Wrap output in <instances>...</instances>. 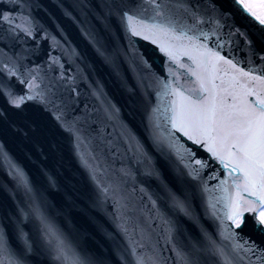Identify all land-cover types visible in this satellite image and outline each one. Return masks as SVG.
<instances>
[{
  "label": "snow or ice",
  "instance_id": "1",
  "mask_svg": "<svg viewBox=\"0 0 264 264\" xmlns=\"http://www.w3.org/2000/svg\"><path fill=\"white\" fill-rule=\"evenodd\" d=\"M61 18L112 70L139 129L99 80L96 105L80 107L79 65L68 75L51 52L39 64L36 48L0 50V264H168L165 250L179 264H264V0H0V41L39 36L86 63ZM74 213L105 243L85 247Z\"/></svg>",
  "mask_w": 264,
  "mask_h": 264
},
{
  "label": "water",
  "instance_id": "2",
  "mask_svg": "<svg viewBox=\"0 0 264 264\" xmlns=\"http://www.w3.org/2000/svg\"><path fill=\"white\" fill-rule=\"evenodd\" d=\"M71 21V20H70ZM242 53H237V57H238V59H240V55H241ZM244 56V55H243ZM243 59H244V57H243ZM139 129V126H137L136 125V130H138ZM0 196H1V193H0Z\"/></svg>",
  "mask_w": 264,
  "mask_h": 264
}]
</instances>
